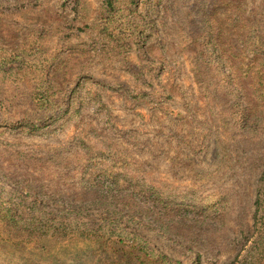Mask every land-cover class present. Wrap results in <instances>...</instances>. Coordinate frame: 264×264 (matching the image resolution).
Masks as SVG:
<instances>
[{
    "label": "rangeland",
    "instance_id": "374dc122",
    "mask_svg": "<svg viewBox=\"0 0 264 264\" xmlns=\"http://www.w3.org/2000/svg\"><path fill=\"white\" fill-rule=\"evenodd\" d=\"M0 264H264V0H0Z\"/></svg>",
    "mask_w": 264,
    "mask_h": 264
}]
</instances>
